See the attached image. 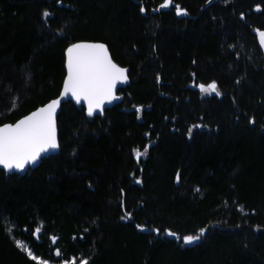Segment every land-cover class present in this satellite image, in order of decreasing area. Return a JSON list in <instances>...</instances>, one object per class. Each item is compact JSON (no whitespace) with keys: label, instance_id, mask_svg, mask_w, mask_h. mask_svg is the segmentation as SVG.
Here are the masks:
<instances>
[{"label":"trees","instance_id":"trees-1","mask_svg":"<svg viewBox=\"0 0 264 264\" xmlns=\"http://www.w3.org/2000/svg\"><path fill=\"white\" fill-rule=\"evenodd\" d=\"M163 3L0 0V124L59 93L73 41L129 76L101 114L61 104L58 152L0 167V264H264V0Z\"/></svg>","mask_w":264,"mask_h":264},{"label":"snow or ice","instance_id":"snow-or-ice-1","mask_svg":"<svg viewBox=\"0 0 264 264\" xmlns=\"http://www.w3.org/2000/svg\"><path fill=\"white\" fill-rule=\"evenodd\" d=\"M171 5L172 0H164L161 7ZM174 7L177 15L186 14V10L179 5ZM141 11L145 9L141 8ZM43 15L48 17L50 13L44 12ZM241 15L243 17V14ZM257 33L261 45L264 46V31L257 30ZM127 79V69L119 67L111 60L105 45L76 43L67 49V78L64 81L62 96L70 94L77 103L86 101L87 115L93 116L97 110L102 111L106 102L118 99L115 95L116 86L119 82H126ZM198 87L203 94H221L216 81H211L207 85L199 84ZM59 103V100H53L15 124L0 126V166L8 171L13 169L23 171L27 166L36 164L45 153L59 147L55 119ZM12 107H15V102ZM137 111L139 112L140 109L138 108ZM191 131L189 129V134ZM147 150V147L142 152L135 150L136 158L139 159L145 155ZM177 180H179V174H177ZM39 232L40 228H37L35 233ZM204 232L205 229L201 228L196 235L184 236L183 243L192 244L199 240ZM168 234L176 236L173 232ZM15 242L17 247L25 250L32 259H36L27 245L19 240ZM81 264H88V262L84 260Z\"/></svg>","mask_w":264,"mask_h":264},{"label":"water","instance_id":"water-1","mask_svg":"<svg viewBox=\"0 0 264 264\" xmlns=\"http://www.w3.org/2000/svg\"><path fill=\"white\" fill-rule=\"evenodd\" d=\"M76 43H92V44H103V45H105L106 48H107V50H108V54H109L111 60H112L115 64H117L119 67L124 68V69H127V77H128L127 81H126V82H119V83L117 84V86H116V89H115V95L118 97V99H114V100H112L111 102H106V103L104 104L103 108H102V111H101V110H97L96 114H101L106 108L113 106L114 104H116V103L120 100V98H121V94L119 93V89L125 87L126 84L129 82L128 66H123V65L117 63V62L113 59V57H112V55H111V53H110V50H109V48H108V46H107V44H106L105 42H103V41H101V40H93V39H81V40H76V41H73V42L69 43V44L66 46L65 51H64V53H65V69H66V72H65V75H64V78H63L62 85H61V88H60V90H59V93H58L56 96H54V97L50 98L49 100H47L46 102H44L43 104H40V105H38L37 107H35V108L31 109L30 111H28L27 113L21 115V116L18 117L16 120H14V121H6V122H3V123L0 124V126H3L4 124H15L16 122H18L19 120L23 119L24 117L29 116L32 112L37 111L38 109H40V108H42V107H45L47 104L51 103L53 100H59L60 103H59V105L57 106L56 116H55V119H56V118H57V114H58V112H59V110H60L61 104H62L63 102L68 101V100H72V101L76 102L75 99L72 98L70 94H69L68 96H62V93H63V90H64V81H65V79L67 78V49H68L71 45L76 44ZM76 103H77V102H76ZM78 104H81V105L85 106L86 111H87V102H86V101H83V100H82V101H81L80 103H78ZM56 129H57V119H56ZM57 142H58V145H59V141H58V131H57ZM58 150H59V147L56 148V149H53V150H51V151H49V152H47V153H45V154L43 155V157H44V156H48V155H50V154H54V153L58 152ZM36 164H37V163H36ZM36 164H34V165H30V166H27V167L25 168V170H23V171H17V170H15V169H13V170H11V171H8V170H6V169H5V170H6L7 172H13V171H15V172H24V171H26L28 168L33 167V166H35ZM0 167H2V166H0ZM2 168H3V167H2ZM185 236H186V235H185ZM183 237H184V236H183ZM184 245H186V244H184V243L181 244V246H184Z\"/></svg>","mask_w":264,"mask_h":264},{"label":"rangeland","instance_id":"rangeland-1","mask_svg":"<svg viewBox=\"0 0 264 264\" xmlns=\"http://www.w3.org/2000/svg\"><path fill=\"white\" fill-rule=\"evenodd\" d=\"M164 4V3H163ZM258 30H261V31H264L263 29H258ZM258 39H259V43H260V45H261V42H260V37H259V35H258ZM261 48H262V50H263V54H264V46H262L261 45ZM210 83V82H209ZM199 84H205V85H207L208 83H199ZM198 84V85H199ZM198 85H197V87H198ZM199 88V87H198ZM142 152V151H141ZM14 237V236H13ZM14 239H15V241H17V240H19V241H21L23 244H25V245H27L24 241H22V240H20V239H18V238H15L14 237ZM27 247H28V249H30L29 248V246L27 245ZM31 250V249H30ZM32 252V251H31ZM32 255H34L33 253H32ZM38 259H41V260H43V261H45L46 263H48V264H58V263H56V262H53V261H50V260H47V259H43V258H40V257H37Z\"/></svg>","mask_w":264,"mask_h":264},{"label":"bare ground","instance_id":"bare-ground-1","mask_svg":"<svg viewBox=\"0 0 264 264\" xmlns=\"http://www.w3.org/2000/svg\"><path fill=\"white\" fill-rule=\"evenodd\" d=\"M65 56V55H64ZM65 58V57H64Z\"/></svg>","mask_w":264,"mask_h":264}]
</instances>
